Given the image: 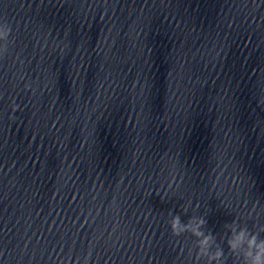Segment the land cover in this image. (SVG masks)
Masks as SVG:
<instances>
[{"label": "clouds", "instance_id": "obj_1", "mask_svg": "<svg viewBox=\"0 0 264 264\" xmlns=\"http://www.w3.org/2000/svg\"><path fill=\"white\" fill-rule=\"evenodd\" d=\"M11 32L12 28L9 23L5 22L0 25V42H3L0 51H8V38ZM171 186L170 183L169 188ZM190 205L191 202L189 201L188 204L183 206L185 213H187ZM169 223L173 236L179 237L184 233H190L196 238L194 264L201 259L205 261V264H226L227 255L221 244L217 242L216 236L211 231L206 234L203 230L207 223L205 217L191 216L187 223H183L180 215L176 214L172 215ZM224 227L230 233L226 239L228 251L235 260L239 261V264H264V238L260 236V233L264 232V227L259 228L257 231H251L246 225L241 227L237 220H233L232 223L226 224ZM221 240H224L223 236ZM191 252L192 249L190 248L189 254Z\"/></svg>", "mask_w": 264, "mask_h": 264}]
</instances>
